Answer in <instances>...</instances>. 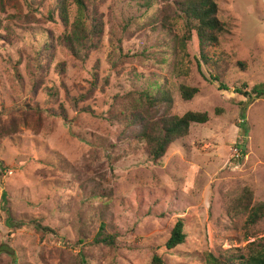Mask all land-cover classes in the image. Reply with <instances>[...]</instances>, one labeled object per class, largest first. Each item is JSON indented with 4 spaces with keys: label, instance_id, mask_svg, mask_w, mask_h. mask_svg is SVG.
<instances>
[{
    "label": "rangeland",
    "instance_id": "rangeland-1",
    "mask_svg": "<svg viewBox=\"0 0 264 264\" xmlns=\"http://www.w3.org/2000/svg\"><path fill=\"white\" fill-rule=\"evenodd\" d=\"M154 1L145 13L136 0H83L104 25L94 46L74 36L73 0L69 24L61 0H0V264H149L155 252L203 264L207 252L240 255L264 238V222L250 237L247 215L228 213L246 188L264 202V92L248 98L264 85V0H215L227 32L208 61L196 36L182 50L159 25L169 16L185 34L179 0ZM141 76L167 79L173 115H209L159 163L138 128L112 116ZM182 84L198 88L191 101ZM152 111L158 119L164 109ZM179 218L188 238L168 251ZM36 223L57 232L41 243ZM101 225L115 246L95 243Z\"/></svg>",
    "mask_w": 264,
    "mask_h": 264
},
{
    "label": "trees",
    "instance_id": "trees-1",
    "mask_svg": "<svg viewBox=\"0 0 264 264\" xmlns=\"http://www.w3.org/2000/svg\"><path fill=\"white\" fill-rule=\"evenodd\" d=\"M170 1L163 0L166 5L170 4ZM73 2L78 7V14L74 21L76 23L74 26L77 28L74 36L76 39L79 38L93 42V45L96 46V39L101 41L104 32L102 19L96 16V11L90 13L83 0H73ZM135 3L145 13H148L149 10L154 8L157 2L154 0H136ZM59 5L61 19L66 24H69L68 0H61ZM175 9L177 11L175 15L184 20L186 27L185 34L180 38L175 34V19H167L169 16L163 17L159 24L163 28L162 31L166 34L169 33L173 37H177L176 43L180 44L178 48L182 50L186 48L187 42L192 41L196 36L199 41L200 54L203 60L208 61L209 59L206 55L208 48L216 46L219 43L220 37L227 32L226 24L219 19L218 4L215 0H179L176 1ZM86 22L90 23L89 28L82 32L80 29H84ZM74 42L76 41H72L69 46L73 52L75 48L72 43ZM47 46L48 41L45 42V47ZM95 48L93 47L91 50ZM37 59L39 61L41 60L40 57ZM239 65L243 67L242 63H239ZM38 68H42L41 63H38ZM140 79L142 80L138 81L139 84L135 83L136 86H134L132 91L127 92L123 96L125 102L118 107V110L116 109V115L112 116L118 122H128L125 125L127 129L137 127L138 129L134 133V137L143 143V149L149 161L159 163L175 142L189 135L192 125L207 123L209 121V115L206 112H188L183 116L173 115L171 113L174 105L173 91L167 79L163 76L158 79H144L141 76ZM215 80L220 82L222 89H226L223 84L224 82L219 77H215ZM178 89L181 98L186 102L191 101L199 92L198 88L183 84L179 85ZM263 92L264 85L260 87L256 86L251 90L248 98H259ZM49 96L52 98L56 97V95L51 94V90L49 91ZM154 109H164L163 114L158 119L152 111ZM59 116L68 120L66 110L62 107L60 108ZM237 146L240 147L241 145ZM243 147L244 145L241 149ZM1 168L3 166L0 164V170ZM253 200V192L249 188H246L232 200L228 210L230 215H247L245 227L247 231L251 232L250 237L256 236L253 230L264 222V202L256 204ZM36 224L35 228L40 233L41 243L45 241L47 233L56 234L57 232L55 229L42 227L40 223ZM115 238L114 235L106 232L104 225H101L95 243L113 247L116 244ZM187 238L188 234L186 232L185 221L183 218H179L166 242V250H175L185 244ZM240 252V255L221 254L217 257L211 252H207L203 255V264H264V238L250 243L247 247V253ZM75 264L88 263L83 260V262ZM149 264L167 263L162 255L155 252Z\"/></svg>",
    "mask_w": 264,
    "mask_h": 264
}]
</instances>
